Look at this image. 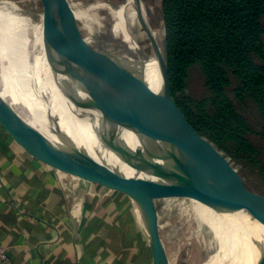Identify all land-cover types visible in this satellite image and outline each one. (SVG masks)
Here are the masks:
<instances>
[{
	"label": "crops",
	"instance_id": "1",
	"mask_svg": "<svg viewBox=\"0 0 264 264\" xmlns=\"http://www.w3.org/2000/svg\"><path fill=\"white\" fill-rule=\"evenodd\" d=\"M7 1L13 6L0 0V10L9 11L1 5ZM5 13L0 11V245L14 264H153L140 215L105 182L119 170L110 143L96 132L87 98L54 84L50 66L59 60L43 47L42 32L48 31ZM234 213L229 255L258 264L264 232L255 240L254 231L243 229L258 221L246 210ZM259 240L258 247L253 241Z\"/></svg>",
	"mask_w": 264,
	"mask_h": 264
},
{
	"label": "trees",
	"instance_id": "2",
	"mask_svg": "<svg viewBox=\"0 0 264 264\" xmlns=\"http://www.w3.org/2000/svg\"><path fill=\"white\" fill-rule=\"evenodd\" d=\"M161 10L171 90L188 130L264 180L254 139L264 136V0H161ZM193 71L201 96L189 93ZM243 231L259 239L264 222Z\"/></svg>",
	"mask_w": 264,
	"mask_h": 264
},
{
	"label": "water",
	"instance_id": "3",
	"mask_svg": "<svg viewBox=\"0 0 264 264\" xmlns=\"http://www.w3.org/2000/svg\"><path fill=\"white\" fill-rule=\"evenodd\" d=\"M64 1L67 3L66 10L71 13L67 0H57L53 6L44 9L49 12L45 13L47 16L54 17L57 27L68 34L60 18L63 17L60 4ZM55 9L57 17L53 13ZM139 16L143 17L141 13ZM148 33L155 53L137 44L141 57L128 60L115 53L85 48L71 40L42 32L43 47L59 60L58 67L50 66L56 88L69 96L87 98L85 102L97 108L117 134L120 135L123 130L135 133L141 140V148L153 152L182 151L186 162L179 166L180 172L175 175L190 185V197L202 202L201 187L205 186L213 198L211 206L216 207L218 212L232 214L239 207H244L264 222V195L249 190L205 147L206 139L188 130L172 94L167 55L158 50L152 33L149 30ZM149 58H154L158 65L161 78L158 91L150 87L138 68L144 67ZM86 65L97 70L89 73ZM105 182L109 188L122 191L141 202L142 211L144 202L138 188L147 185L156 194L149 183L140 182L133 188L131 182L116 172H111ZM144 224L151 236L153 264H163L159 233L153 223L144 221ZM229 229L230 232L237 231L231 226ZM218 250L220 256L215 264H232L233 256H224V250L219 247ZM258 264H264V255Z\"/></svg>",
	"mask_w": 264,
	"mask_h": 264
},
{
	"label": "bare ground",
	"instance_id": "4",
	"mask_svg": "<svg viewBox=\"0 0 264 264\" xmlns=\"http://www.w3.org/2000/svg\"><path fill=\"white\" fill-rule=\"evenodd\" d=\"M9 1L12 2L13 6L8 7V1L5 4H1L2 6L8 7L9 11L5 10V8L0 11L3 13L6 12L5 17L7 18L13 17L16 23L22 24L23 22H28L38 29L47 30L53 36L71 40L73 43L89 49H95L94 43L102 42V50L116 53L128 60L141 57L137 52V44H140V39L136 37L132 28L130 29L129 22L134 13L140 27L142 24L139 13L145 19L147 18V7L142 0H128L127 3L121 5H117L110 0H96L95 3L88 5L86 8L77 7L72 4L70 6L71 13L66 10L65 5L67 3L64 1L60 4L63 16L60 18H62L61 23L66 27L69 35L63 33L57 27V22L54 17L44 14V10L42 12H36L29 8L34 4H39L44 9L45 7L53 6L57 0ZM24 5H27L28 8ZM18 7L25 8L29 11L20 12ZM90 10L99 14L96 16V20L91 18L89 14ZM109 14L112 18L116 19L114 23L112 22L110 24ZM107 27L109 28L108 30H113L121 34L122 40L120 43L115 44L110 39L105 41L101 40V34L105 32ZM130 53L132 54L130 55ZM49 60L52 62V59ZM148 61L144 67L142 65L138 68L144 73L150 87L158 91L161 86L158 65L154 58H149ZM86 68L92 74L94 70H97L96 67L89 65H86ZM94 109L102 132L112 147L110 149L114 155L120 175L126 177L131 182L133 188L140 182L143 184L149 183L155 189L159 200H167L168 209L176 208L182 213L192 212L200 225L208 228L212 234V242L215 243L216 247L224 250V256L229 255V249L232 246L235 232H230L228 228L231 226L236 229L235 213L224 214L218 212L216 207L211 206L213 198L205 186L201 187L202 202L189 196L190 185L175 175L176 172H180L179 166L186 162L184 153L180 150L167 152L147 151L141 148V140L135 133L129 130H123L120 135L117 134L103 119L99 110L95 107ZM134 206L138 213L142 212L141 202L137 199L135 200ZM144 228L146 229L145 226ZM161 236L159 234L160 239ZM219 252L220 250L218 252L216 251L205 264H215L220 256Z\"/></svg>",
	"mask_w": 264,
	"mask_h": 264
},
{
	"label": "rangeland",
	"instance_id": "5",
	"mask_svg": "<svg viewBox=\"0 0 264 264\" xmlns=\"http://www.w3.org/2000/svg\"><path fill=\"white\" fill-rule=\"evenodd\" d=\"M69 5L72 4L77 7L86 8L88 5H91L96 2V0H67ZM98 1V0H97ZM103 1V0H100ZM115 2L117 5L125 4L128 0H110ZM147 7V18L141 17L140 27L135 13L130 18V29L134 31L136 37L140 40V44L150 53H155L152 42L149 38L148 30L152 33L157 45L158 50L166 55V44H165V25L164 19L161 10V0H142ZM28 8L27 5H24ZM33 11L42 12L43 9L39 4H34L29 7ZM54 15L57 17L58 11L54 10ZM108 13V12H107ZM91 18L96 20V16L99 15L94 11L89 12ZM157 15V16H155ZM110 24L115 22L116 19L112 18L109 14ZM94 22V21H93ZM110 27V26H109ZM146 30H145V29ZM148 28V29H147ZM102 32L101 40L105 41L110 39L115 44H118L122 40V36L119 32H114L108 30ZM143 29V30H142ZM145 31V32H144ZM264 40V36H263ZM95 49L102 50V42L94 43ZM104 51V50H103ZM113 53V52H111ZM116 54V53H115ZM132 53H130L131 55ZM205 91L203 77L197 72L193 71L189 93L194 96H201ZM88 104V103H87ZM89 108L93 112L94 124L96 132H98L101 137L106 140L105 135L102 132V128L98 122L95 109L93 106L89 105ZM249 115L252 114L248 112ZM254 115V114H253ZM251 116V115H250ZM259 129V128H258ZM255 141L264 148V136H255ZM207 140V139H206ZM107 142V140H106ZM205 147L211 151L214 157L226 168L235 173L242 183L251 191L260 193L264 195V180L255 174L246 175L242 167L232 161L226 154L219 148L213 146V144L207 140L204 143ZM120 174V173H119ZM126 178V177H125ZM142 186V185H141ZM144 187H139L138 192L141 195V198L144 202V210L140 215V221L142 223L149 222L153 223L154 228L159 234H161V252L163 258V264H205L210 260V257L218 250L215 243L212 242V234L209 232L208 228L201 226L197 218L193 215L192 212L182 213L180 210L168 209L166 199H158L154 191L147 185ZM121 194H125L122 191H118ZM127 197L126 200L130 203L132 209L135 208V200L130 195L125 194ZM192 202V201H191ZM193 203V202H192ZM246 210L244 207H239L238 211ZM246 212H248L246 210ZM249 213V212H248ZM250 214V213H249ZM251 215V214H250ZM252 216V215H251ZM256 221L263 223V219L255 216L253 217ZM145 224H142V231L147 237L150 246L151 257L153 260L152 248H151V236L147 229H144ZM258 240L257 238H254ZM178 243V244H177ZM256 246H260L262 241H253ZM200 257V258H199ZM197 259V260H196ZM232 264H242L240 260L235 259Z\"/></svg>",
	"mask_w": 264,
	"mask_h": 264
},
{
	"label": "built area",
	"instance_id": "6",
	"mask_svg": "<svg viewBox=\"0 0 264 264\" xmlns=\"http://www.w3.org/2000/svg\"><path fill=\"white\" fill-rule=\"evenodd\" d=\"M0 264H14L13 259L8 253L7 247L0 245Z\"/></svg>",
	"mask_w": 264,
	"mask_h": 264
}]
</instances>
